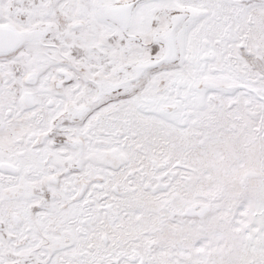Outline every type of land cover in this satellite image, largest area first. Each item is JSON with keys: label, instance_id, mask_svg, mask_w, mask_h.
<instances>
[{"label": "snow or ice", "instance_id": "snow-or-ice-1", "mask_svg": "<svg viewBox=\"0 0 264 264\" xmlns=\"http://www.w3.org/2000/svg\"><path fill=\"white\" fill-rule=\"evenodd\" d=\"M0 264H264V0H0Z\"/></svg>", "mask_w": 264, "mask_h": 264}]
</instances>
